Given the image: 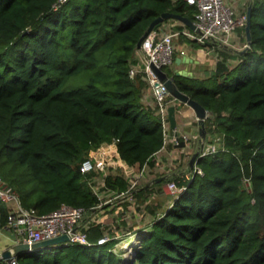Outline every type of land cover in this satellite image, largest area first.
<instances>
[{
	"label": "trees",
	"instance_id": "obj_1",
	"mask_svg": "<svg viewBox=\"0 0 264 264\" xmlns=\"http://www.w3.org/2000/svg\"><path fill=\"white\" fill-rule=\"evenodd\" d=\"M252 1L247 51L188 40L216 51L211 74L189 77L163 68L207 109V135L221 148L196 158L202 173L188 162L187 172L138 184L132 201L121 197L129 207L166 181L185 187L161 213L152 209L148 225L125 237L136 238L130 258L114 250L122 238L96 243L107 231L93 216L91 245L26 251L16 264H264V0ZM55 2L0 0V177L25 207L47 213L66 203L90 214L105 207H97L102 194L126 192L132 180L119 168L106 175L82 172L91 150L115 140L136 172L157 167L154 156L165 143L157 104L143 101L149 83L142 73L129 72L154 18L171 11L194 20L196 6L185 0H68L54 8ZM237 31L245 43V27ZM8 215L0 201V230Z\"/></svg>",
	"mask_w": 264,
	"mask_h": 264
},
{
	"label": "built area",
	"instance_id": "obj_2",
	"mask_svg": "<svg viewBox=\"0 0 264 264\" xmlns=\"http://www.w3.org/2000/svg\"><path fill=\"white\" fill-rule=\"evenodd\" d=\"M66 1L68 0H56L53 6L54 8H58ZM185 1L188 4L196 6L194 22L200 29V32L188 29L187 27L177 28L176 26L165 32H161L157 28L152 30L143 40L141 49H137V51H141L143 54L142 62L133 63L129 72L131 77H135L137 73H142L148 81L152 97L157 104V111L160 115L165 139L169 135V131H171L168 108L170 105H175V102L179 100L169 92L164 82L152 70L150 64L153 63L160 68L171 65L175 57V42L181 35L198 43L210 42L219 46H225L229 43L230 37L238 28L246 26L247 21L246 12L236 13L226 0ZM189 137L187 134L179 135V139L182 138L186 141L189 140ZM179 139L174 136L176 143L179 142ZM112 142L116 144L115 140ZM97 148L94 149L95 152L93 154L89 153V156L82 161L81 171L90 172L98 169L103 175H106L108 167H122L126 176L132 178L131 185L126 192H120L113 196L114 198L124 196L131 198L132 191L138 187L140 178L147 174L146 168L144 167L138 172V175H135L131 168L132 166L122 159L120 155L117 159L107 158L106 154L100 149L97 150ZM220 148V142L216 138L207 135L199 156L215 153ZM194 169L202 173L199 167L194 166ZM99 189L98 186H94L96 193H99ZM184 189V186L180 187L174 180H169L166 181L164 191L177 198ZM0 201L4 202L9 210L8 220L2 230L14 232L19 242L32 244L61 234H67L69 240L59 245L79 243L88 246L92 244L88 239V228L94 212L87 214V211L83 207L62 203L53 211L40 213L34 207L23 206L18 191L1 177ZM102 204L101 202L97 207H101ZM111 238L112 236L106 232L97 239L96 243L103 244ZM10 259L15 260L16 257Z\"/></svg>",
	"mask_w": 264,
	"mask_h": 264
},
{
	"label": "crops",
	"instance_id": "obj_3",
	"mask_svg": "<svg viewBox=\"0 0 264 264\" xmlns=\"http://www.w3.org/2000/svg\"><path fill=\"white\" fill-rule=\"evenodd\" d=\"M228 4H230L236 13H242L247 12V5L249 0H226ZM182 24V22L174 19H169L165 21L162 26L160 27V31L165 32L173 27ZM189 39L185 37H178L176 39V50H175V57L173 60V63L169 65V67L175 71L177 69H186L191 72V75H188L189 77H198V78H204L211 74L213 71L215 64H216V56L217 53L213 48H203L198 47L195 48L191 43L188 41ZM218 45V44H217ZM246 45V42L244 43L242 39V34L240 32H235L229 39V43L225 45V48L230 49V51L236 50V49H242ZM181 57V62L176 63L175 58ZM143 58V54L141 51H136L134 55L135 62L134 63H141ZM237 60L230 59L231 63H234ZM152 93L150 87H146L143 89V101L150 103L152 100ZM176 130L178 131L179 135L187 134L189 135V140L187 141L185 146H178L177 143L174 140V132L171 128V131H169V135L165 139L164 146L161 150H159L154 158L156 161V168L150 169L152 171L151 174L147 172V178H145V182L151 181L154 178L157 177L159 172H162L163 174L160 176H167L171 175V173H182L183 170H180V172H177L176 169H172L170 163L169 165L166 164V160L168 158L173 157L175 154H178V152H186V153H192L195 151L196 147L199 145V141H194L191 143V137H192V131H195L198 133L199 129V122L197 120L196 114L194 110L187 104L181 101H176ZM182 139V138H181ZM100 149L102 152L106 154L107 158L117 159L119 157V153L117 151V146L113 142H104L102 143L97 150ZM95 150L90 151V154L94 153ZM170 162V161H169ZM117 169L118 167H108L109 169ZM134 174L138 175V172H136L135 167H131ZM174 168V167H173ZM148 171V170H147ZM158 172V174H157ZM124 173V171H122ZM188 174V173H187ZM124 175H126L124 173ZM143 184V185H144ZM163 190L165 188L166 182L163 184ZM12 243V242H11ZM10 243V244H11ZM10 244L8 246H10ZM7 246V247H8Z\"/></svg>",
	"mask_w": 264,
	"mask_h": 264
},
{
	"label": "water",
	"instance_id": "obj_4",
	"mask_svg": "<svg viewBox=\"0 0 264 264\" xmlns=\"http://www.w3.org/2000/svg\"><path fill=\"white\" fill-rule=\"evenodd\" d=\"M253 9V1L249 0L247 5V21L245 26V35H246V45L242 49H236V51H239L240 53H244L247 51L251 44V14ZM168 19H174L182 22L183 24L189 26L191 29L200 32V29L197 27L194 20L189 18L186 15H183L181 13H175L171 11H164L159 16L154 18L152 22L149 24L141 38L139 39L137 43V49H141L142 42L146 38V36L154 29L159 27L165 20ZM181 57H176L175 62L179 63L181 62ZM152 70L156 73V75L160 78L161 81L164 82L165 86L169 90V92L177 98L179 101L184 102L185 104L189 105L195 112L197 120L199 122V129L198 133L195 131H192V137H191V143L194 141H199V145L196 147L195 151L192 153L189 164L191 167L194 166V162L196 158L200 154V150L205 144L206 138H207V129L205 126V119L207 116V109L196 99L192 98L189 94L185 93L183 90L179 88L177 83L174 80L173 75H169L163 68L157 67L155 64H150ZM176 75H184L188 76L191 75V72L186 69H177L174 71ZM169 119H170V126L175 132V136L179 139V133L176 130V105H170L169 108ZM187 143L184 139H179V142L177 143L178 146H185ZM165 176H159L154 178L151 181L146 182L143 186H149L153 182H160L163 180ZM4 233H6L12 240V243L10 246L4 248L1 250L0 253V259H10L12 257H16L19 254L31 251L34 249H41L46 247H52V246H58L60 243L65 242L69 240V237L67 234H61L49 239H44L41 241L34 242L32 244H29L27 242H19L17 240V236L14 232L8 231V230H2Z\"/></svg>",
	"mask_w": 264,
	"mask_h": 264
},
{
	"label": "rangeland",
	"instance_id": "obj_5",
	"mask_svg": "<svg viewBox=\"0 0 264 264\" xmlns=\"http://www.w3.org/2000/svg\"><path fill=\"white\" fill-rule=\"evenodd\" d=\"M190 157V155H185L183 152H178V154L168 158L166 160V164L169 165L170 163L171 165L169 166H171L172 169H176L177 172H180V170L187 172V163L189 162L188 159L190 160ZM118 168L121 172L124 171L122 167L119 166ZM148 173L151 174L150 172ZM145 180V178L141 177L139 184H144ZM161 187V191L158 190V187H155L152 193H148L144 198L139 197L133 204L127 203L129 207L124 206V204L121 203V198L116 199L109 192H105L101 195L102 203L105 207L98 208V210L95 211L92 216L94 215L99 220L101 219L106 231L110 235L122 238L121 240L123 241L117 242L114 250L123 251L122 254L130 258L133 250L132 244L136 242V238L134 237L131 242L129 239L124 240L125 237H133L136 234L137 228H143L151 222L153 217V213L151 211L153 208L156 209L155 211L157 214H159L163 211V207H168L172 204L174 195L164 192L163 185ZM150 196H154L152 201H150ZM132 200L133 198H129V201ZM107 205L110 206L106 207ZM11 242V238L2 230H0V251L6 248ZM0 264H16V260L7 259L6 262H0Z\"/></svg>",
	"mask_w": 264,
	"mask_h": 264
}]
</instances>
